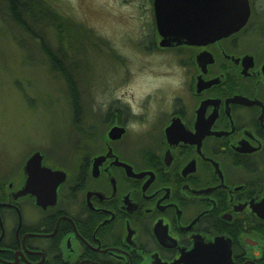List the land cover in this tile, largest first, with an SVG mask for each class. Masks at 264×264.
Segmentation results:
<instances>
[{"label":"flooded vegetation","instance_id":"1","mask_svg":"<svg viewBox=\"0 0 264 264\" xmlns=\"http://www.w3.org/2000/svg\"><path fill=\"white\" fill-rule=\"evenodd\" d=\"M248 1L238 31L166 46L141 0L122 39L143 63L99 100L71 76L64 154L0 164V264H264V24Z\"/></svg>","mask_w":264,"mask_h":264},{"label":"rangeland","instance_id":"2","mask_svg":"<svg viewBox=\"0 0 264 264\" xmlns=\"http://www.w3.org/2000/svg\"><path fill=\"white\" fill-rule=\"evenodd\" d=\"M43 2L81 26L80 36L68 34L61 39L49 22L30 21L63 59L79 87L85 88L87 99H102L103 89L111 90L135 64L143 63L132 43L122 39L135 34L141 0ZM252 3L253 24L263 25L264 0ZM104 36L110 42L105 43ZM38 41L12 21L0 1V164L7 167L19 163L32 148L52 147L64 154L69 144L70 94L65 93L64 79L50 68ZM132 90L129 80L116 94L130 95Z\"/></svg>","mask_w":264,"mask_h":264},{"label":"water","instance_id":"3","mask_svg":"<svg viewBox=\"0 0 264 264\" xmlns=\"http://www.w3.org/2000/svg\"><path fill=\"white\" fill-rule=\"evenodd\" d=\"M161 44H205L241 29L250 15L248 0H154ZM33 154L28 170L39 162ZM34 169H32L33 171Z\"/></svg>","mask_w":264,"mask_h":264},{"label":"trees","instance_id":"4","mask_svg":"<svg viewBox=\"0 0 264 264\" xmlns=\"http://www.w3.org/2000/svg\"><path fill=\"white\" fill-rule=\"evenodd\" d=\"M3 2L7 14L14 23L26 30L31 36L39 41L41 51L46 55L49 66L54 71H57L64 79L67 89L71 84V75L68 68L60 56L49 46L42 34H39L31 26V23L49 22L51 26H55L59 32L60 38L72 34L80 36L82 33L81 26L75 24L70 19L57 13L51 9L43 0H0ZM31 21V23H30ZM70 36V35H68ZM69 86V87H68ZM70 94L69 89L65 91ZM76 97V95H75Z\"/></svg>","mask_w":264,"mask_h":264}]
</instances>
